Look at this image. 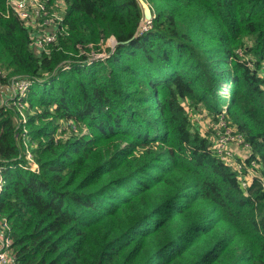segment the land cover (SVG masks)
Masks as SVG:
<instances>
[{
    "label": "trees",
    "instance_id": "1",
    "mask_svg": "<svg viewBox=\"0 0 264 264\" xmlns=\"http://www.w3.org/2000/svg\"><path fill=\"white\" fill-rule=\"evenodd\" d=\"M53 1L37 46L0 0L9 264H264V0H143L149 23L138 0ZM111 37L104 58L79 49ZM198 104L243 137V173L193 126Z\"/></svg>",
    "mask_w": 264,
    "mask_h": 264
},
{
    "label": "rangeland",
    "instance_id": "2",
    "mask_svg": "<svg viewBox=\"0 0 264 264\" xmlns=\"http://www.w3.org/2000/svg\"><path fill=\"white\" fill-rule=\"evenodd\" d=\"M139 4L142 5L143 3L148 4L146 1L138 0ZM58 6L55 4V1L52 2L47 7L46 15L42 17L41 19H46L48 17H51V13H58ZM142 9V6H141ZM42 20H39L36 24V27H33V35L39 36L41 35L45 30H42L44 28V24L41 22ZM145 23V21H144ZM35 26V24L33 25ZM36 44V43H35ZM114 39L113 38H107V39H101L100 43L98 45L100 46L101 50L99 52L94 51V46L92 44H88L87 47L89 50H86L84 48H81L79 46V49L84 52L87 55L94 54L93 56L104 58L106 57L109 52L103 53L106 51L107 47H110V52L113 49ZM97 52V53H95ZM238 53L241 55V51L239 50ZM93 58V57H91ZM89 58V59H91ZM24 87H21L20 92L23 93ZM228 90V85L226 83L221 84V87L219 89L220 94L226 96ZM15 91V90H14ZM9 96L7 87L0 85V102H2L4 99L6 101V97ZM14 98V97H13ZM16 102V101H15ZM7 103V102H6ZM17 104V109L23 114L21 110V104ZM190 118L192 120V124L195 128H197L202 135H208V137L211 140V143L213 144V152L220 158H223L227 164L232 166L235 169H238L240 173H243V167L241 168L239 166V163L237 160L243 161L245 158H247L250 155L249 148L243 143V137L239 136L232 132V129L228 127L225 122L222 119L217 118L214 120L211 118L207 110L204 108L202 104H198L197 107L190 109ZM29 138V137H28ZM21 144L24 146V152L29 154L28 150V140L27 137H25V131L21 134ZM221 145L228 151L222 150L220 151ZM243 149L242 153H239L237 150ZM29 159V164L33 165L34 168H36V164L33 160ZM248 171V170H247ZM250 171H248V175L244 177V184L249 181V175ZM240 174L239 176H241ZM5 234V228L0 224V235Z\"/></svg>",
    "mask_w": 264,
    "mask_h": 264
},
{
    "label": "built area",
    "instance_id": "3",
    "mask_svg": "<svg viewBox=\"0 0 264 264\" xmlns=\"http://www.w3.org/2000/svg\"><path fill=\"white\" fill-rule=\"evenodd\" d=\"M49 2L50 0H4L5 8H6L4 15L7 16L11 12L14 15H16L19 19L24 21L26 24L32 26L35 24L36 26V22L42 20L41 18L46 15V10ZM55 4H58V2L55 1ZM60 20H61V16L59 13H51V17L42 20V23L44 25H49L51 27L45 33L39 35L37 39L35 38V42L37 46H42L44 43H49L54 40L58 32L57 26ZM145 23H149V22L145 21ZM142 29L145 28L142 27ZM27 85L28 84L26 82H21V81H14L11 84L12 88L18 90L19 93H21L20 92L21 87H24L23 90L24 93L27 88ZM222 150H226V149L221 145L220 151ZM27 155L28 157L30 156V154ZM31 167L34 168L33 165H31ZM0 184H1V178H0ZM0 224H2V226L5 228V234L2 236L0 235V264H9L11 261L9 259V248L12 240L6 232L7 229L6 224L5 223H0Z\"/></svg>",
    "mask_w": 264,
    "mask_h": 264
},
{
    "label": "water",
    "instance_id": "4",
    "mask_svg": "<svg viewBox=\"0 0 264 264\" xmlns=\"http://www.w3.org/2000/svg\"><path fill=\"white\" fill-rule=\"evenodd\" d=\"M142 13H143V18L145 21H148L150 22L151 19L153 18V15H152V11L150 9V6L146 3H143L142 5ZM112 38V37H111ZM114 39V38H113ZM119 42H117L115 39H114V44H113V47L118 44Z\"/></svg>",
    "mask_w": 264,
    "mask_h": 264
},
{
    "label": "crops",
    "instance_id": "5",
    "mask_svg": "<svg viewBox=\"0 0 264 264\" xmlns=\"http://www.w3.org/2000/svg\"><path fill=\"white\" fill-rule=\"evenodd\" d=\"M237 152H238V155H239V153L243 152V149H240V150L238 149Z\"/></svg>",
    "mask_w": 264,
    "mask_h": 264
}]
</instances>
